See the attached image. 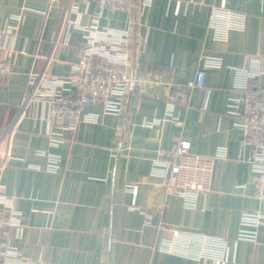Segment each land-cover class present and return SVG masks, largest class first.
<instances>
[{"label":"crops","instance_id":"1","mask_svg":"<svg viewBox=\"0 0 264 264\" xmlns=\"http://www.w3.org/2000/svg\"><path fill=\"white\" fill-rule=\"evenodd\" d=\"M212 4L245 13L243 29L232 30L226 41L214 39L207 26ZM16 12L23 21L14 36L6 35L15 52L8 59L11 72L0 81V190L17 195L20 226L3 240L51 264H202L159 248L170 235L166 225L226 238V264H264V224L256 240L236 239L241 212L264 213V202L253 195L249 145H242L226 115L231 66L259 55L263 72L253 83L264 89V0H152L143 9L107 15L97 0H0V25ZM93 17L101 26L129 30L131 69L144 80L130 87L118 114L103 113L99 102L86 105L99 120L80 122L52 146L40 105L15 119L28 73L44 64L34 54L52 53L48 72L68 75L84 38L79 27L67 28V19L84 25ZM66 29L69 42L63 43ZM205 53L221 56L223 64L207 69L204 87L188 85ZM174 89L179 100L170 110L166 93ZM178 137L189 139L197 154L226 149L215 158L210 189L195 208L150 175L155 159L170 158ZM39 149L59 155L57 171L44 169L47 155ZM129 183L134 192L126 189Z\"/></svg>","mask_w":264,"mask_h":264},{"label":"built area","instance_id":"2","mask_svg":"<svg viewBox=\"0 0 264 264\" xmlns=\"http://www.w3.org/2000/svg\"><path fill=\"white\" fill-rule=\"evenodd\" d=\"M97 2L107 15L112 10L132 11L136 7L143 9L149 6L152 0ZM72 9L77 11V6L73 5ZM66 17L64 14L62 22ZM22 21V13L16 12L9 15L4 24L0 25V48L4 50V56L0 57V81L11 72L8 59L15 52L13 43L6 41V35L9 33L14 36ZM67 21V28L73 25L83 31L84 42L77 60L72 63L68 75L56 76L48 72L52 53H35L34 57L43 58L44 64L39 71L28 73L27 91L15 117L19 119L29 114L31 108L40 105L43 109L42 118L49 126L46 134L52 146L62 143L64 132H73L80 122L99 120L100 113L85 110L86 105L99 102L103 113L118 114L124 107L130 87L144 80L131 69L128 29L101 26L98 17H93L84 25L78 23L77 19L68 18ZM244 23L245 13L223 4L210 6L207 26L214 39L226 41L229 33L243 29ZM69 37L70 31L66 29V35L61 42L68 43ZM58 40L57 36L53 46ZM222 64L221 56L203 54L195 77L188 85L204 87L207 69L220 67ZM230 68L233 92L227 100L226 115L231 117L234 126L240 130L242 145H249L253 195L264 202V89L253 83L263 72L262 58L254 55L249 58L247 65ZM166 97L171 110L173 103L179 100V92L175 89L168 90ZM168 114H171L169 110ZM172 118L177 121L175 117ZM13 122L8 129L13 127ZM37 152L47 155L44 169L52 172L58 170L60 157L57 153L46 149H39ZM168 153L169 159L154 160L150 175L163 178L171 192L182 198L186 208H195L199 196L210 189L215 158L225 156L226 149L219 146L213 155H201L191 150L189 139L178 137ZM31 166L41 168L37 164ZM135 188L134 183L126 185L129 191L134 192ZM16 198L17 195L5 194L0 190V264H51L41 259L26 257L15 246L3 240L10 229L20 226V211L15 206ZM263 224L264 213L241 212L236 239L256 240L257 228ZM164 228L170 235L160 240L161 250L199 260L202 264L207 261L211 264H226L228 261L229 245L226 238L176 226L164 225Z\"/></svg>","mask_w":264,"mask_h":264}]
</instances>
